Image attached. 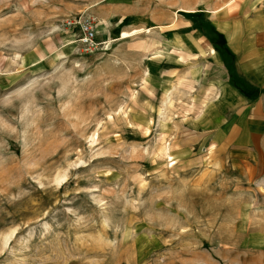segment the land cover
Here are the masks:
<instances>
[{
	"label": "rangeland",
	"instance_id": "obj_1",
	"mask_svg": "<svg viewBox=\"0 0 264 264\" xmlns=\"http://www.w3.org/2000/svg\"><path fill=\"white\" fill-rule=\"evenodd\" d=\"M248 1L0 0V264H264L257 155L203 149L185 85Z\"/></svg>",
	"mask_w": 264,
	"mask_h": 264
},
{
	"label": "crops",
	"instance_id": "obj_2",
	"mask_svg": "<svg viewBox=\"0 0 264 264\" xmlns=\"http://www.w3.org/2000/svg\"><path fill=\"white\" fill-rule=\"evenodd\" d=\"M237 9L212 12L211 34L206 41L195 42L197 58L188 60L185 85L199 89L200 103L193 107L199 114L190 133L203 149L229 150L231 160L248 159L255 152L258 162L251 169L260 175L264 174V0L241 3Z\"/></svg>",
	"mask_w": 264,
	"mask_h": 264
},
{
	"label": "built area",
	"instance_id": "obj_3",
	"mask_svg": "<svg viewBox=\"0 0 264 264\" xmlns=\"http://www.w3.org/2000/svg\"><path fill=\"white\" fill-rule=\"evenodd\" d=\"M66 25L77 33L78 42L86 50L94 51L100 43L97 42V31L91 18L85 15H77L68 18Z\"/></svg>",
	"mask_w": 264,
	"mask_h": 264
},
{
	"label": "bare ground",
	"instance_id": "obj_4",
	"mask_svg": "<svg viewBox=\"0 0 264 264\" xmlns=\"http://www.w3.org/2000/svg\"><path fill=\"white\" fill-rule=\"evenodd\" d=\"M130 35L128 34V33H123L122 34V38H127V37H129Z\"/></svg>",
	"mask_w": 264,
	"mask_h": 264
}]
</instances>
